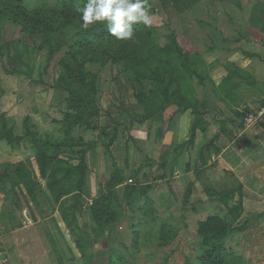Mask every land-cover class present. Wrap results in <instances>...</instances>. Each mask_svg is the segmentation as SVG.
Returning a JSON list of instances; mask_svg holds the SVG:
<instances>
[{
	"label": "rangeland",
	"instance_id": "1",
	"mask_svg": "<svg viewBox=\"0 0 264 264\" xmlns=\"http://www.w3.org/2000/svg\"><path fill=\"white\" fill-rule=\"evenodd\" d=\"M39 1L55 2L0 5V94L3 85L9 90L0 117L30 136L70 134L79 141L40 152L29 137L23 143L0 137V264H200L199 221L227 211L218 195L240 213L232 179L207 187L215 152L230 146L233 161L245 159L244 173L264 162V0H149L153 26L136 25L134 41L84 47L71 38L80 29L75 9L63 24L55 7L54 20L44 18L50 32L37 31L44 24L32 14L43 11ZM175 98L194 109L173 103L154 112ZM84 149L81 159L77 150ZM109 153L120 172L112 181ZM129 184L136 186L132 207L123 197ZM146 199L144 217L137 207ZM165 225L179 228L166 244L159 237ZM248 243L237 233L226 240L245 264H264V242Z\"/></svg>",
	"mask_w": 264,
	"mask_h": 264
},
{
	"label": "trees",
	"instance_id": "2",
	"mask_svg": "<svg viewBox=\"0 0 264 264\" xmlns=\"http://www.w3.org/2000/svg\"><path fill=\"white\" fill-rule=\"evenodd\" d=\"M11 0H0V5L3 6H8V4H10ZM15 1V0H12ZM20 4L22 3V0H17ZM85 0H55L54 3H47L46 1H39L37 4L39 6V9H43L42 10H37V11H33L32 14L34 16H37V20L43 19L44 24L41 25V27L37 30V31H43L45 33H49L50 32V24H49V20L48 22L45 21V17L50 18L51 21L54 20V15H55V7H58V11H61L60 14V19H63L64 23L63 24H69L71 23V14H68L67 11L69 9H75L77 8V6H83ZM53 4V5H51ZM5 8V7H4ZM6 11L7 10L6 8ZM76 12V11H75ZM77 13V12H76ZM78 14V13H77ZM34 24H38L37 21L34 20ZM38 25H36L35 27H37ZM136 26V25H135ZM134 26V28H135ZM76 27H80V29H77L76 32L73 34V36L71 38H76L74 39V42L79 44V47H84L87 46L89 44H92L93 42H99V41H103V40H109L113 37L110 36V34L107 32L106 27H104L103 25L97 26L96 28L93 29H89V30H85L82 28V22L79 21L76 24ZM26 30V25L23 24L22 30ZM35 29V28H34ZM33 31V30H32ZM70 38V39H71ZM172 39V37H171ZM170 47H173L175 50L178 49L177 45L175 42H173L171 40V42L169 43ZM173 95V93H170L169 96ZM175 103L181 110H185L187 109V107H191L194 109V106L191 104H186V103H182L180 102L179 98H175V99H171L169 102H167L166 105L164 106H157L154 110L155 113H159L161 111L162 113V109L164 107H166L169 104H173ZM82 108L80 109V113H81ZM153 113H149L147 117H144L143 120L147 119V118H151ZM1 118V117H0ZM3 119V118H1ZM26 119V118H25ZM4 120V119H3ZM142 120V121H143ZM141 121V122H142ZM2 124L0 126V137L7 139V140H15L20 142L23 138H28L29 142L31 143L32 147L35 148V150L37 151H42V152H47L49 149L51 150H59L62 149L66 146H72L73 142L69 141V140H75L76 142L79 141V139H75V138H71V136H69L70 134H68L69 138H48V139H43L37 136H30L28 132L24 133V136H14L12 129L10 127H6L5 124V120L1 121ZM77 122H80L77 121ZM76 123V122H75ZM7 125V123H6ZM194 126V125H193ZM195 127V126H194ZM193 129L191 130L192 133ZM194 135V132H193ZM192 141V140H191ZM71 142V143H70ZM190 143V142H189ZM79 144H83L82 142ZM77 152L80 153V158L82 159L85 156L86 150H77ZM37 154V152H35ZM109 156L111 157V159L113 160V167H112V174H111V181L114 180L117 176L119 172V167L117 165V163L115 162V159L113 157V155L111 153H109ZM38 157V154H37ZM40 157V156H39ZM41 159V158H39ZM40 163L45 165V162H41ZM48 165V163L46 164V166ZM44 171V170H43ZM159 178L164 179V176L160 175L158 176ZM147 187V186H145ZM136 191V186L133 184H129L127 186H125V191L123 194L124 200L126 202V204L130 207H132L134 205V199H133V195L135 194ZM233 191V190H232ZM237 192V190H236ZM136 195L137 194L136 192ZM140 197V196H139ZM187 198V197H185ZM218 199L220 202L225 203L224 207L227 209L225 217H221L218 214H213V215H209L207 216L204 220L199 221L198 223V229H197V234L201 237V241L200 244L198 246V249H200V252L198 253V257L196 258L197 261L200 264H245V260H244V254L242 253V251L240 249H234L230 246H226V240L227 239H231L233 234L239 233L241 231H243L246 227V224H237L236 221L238 219V215L233 213V211L235 210L234 206L231 207L228 204L227 199L225 198V196H223L222 194L218 195ZM240 201L237 203V208L240 210L239 215L241 214L243 207H242V202H241V198L239 196ZM115 199H113L114 201ZM116 201V200H115ZM149 203H151V200H145L141 205L137 207L138 211H142L144 217L148 216V212L146 210H144V207H146ZM96 204L98 205V201L96 202ZM136 209L134 210V208H132V211L137 212L134 213L136 215H138V211ZM146 211V212H145ZM184 211V207L181 208L180 212L183 213ZM101 214L102 211H95L94 215L97 217H95L96 221H101ZM184 215V214H183ZM102 222V221H101ZM165 232H160L159 231V237L163 240V243H169L171 240H173L174 237H176V234L178 232L177 227H171V226H167L165 225ZM132 244H136V237L134 236L132 238ZM75 260H68L67 263L69 264H73ZM109 264H115L114 262L110 261Z\"/></svg>",
	"mask_w": 264,
	"mask_h": 264
},
{
	"label": "crops",
	"instance_id": "3",
	"mask_svg": "<svg viewBox=\"0 0 264 264\" xmlns=\"http://www.w3.org/2000/svg\"><path fill=\"white\" fill-rule=\"evenodd\" d=\"M262 30L264 29V23L262 24ZM244 44H248V45H261L263 44L262 42H243ZM229 53H231L232 55H237L235 57H238L239 55H241V51L237 50L236 52L230 51ZM0 79H3L2 77H0ZM3 85V81L1 82ZM1 87V85H0ZM3 88H1L2 90V94H0V108L3 109V99L5 98V96L7 94H9V90L8 88H6L4 85L2 86ZM2 111L4 110H0V114L3 113ZM163 113V112H162ZM164 118V115H163ZM174 120V118H173ZM151 121V120H150ZM151 123V122H150ZM152 126V128H151ZM150 126V132H152V136H150V141L153 142L154 141V137H155V133H157V124H155L154 122L152 123V125ZM145 131H146V137H147V132L148 130V124H145L144 127ZM173 127L170 131H168V134H170L169 136V140L168 142L171 144V142L173 141L174 138V134H172ZM19 131L18 129H12L13 135L14 136H24V131L22 132H17ZM17 133V134H16ZM168 134L166 135V139L168 138ZM163 137V134L160 135V139H159V143L161 141ZM173 137V138H172ZM3 140V139H2ZM5 141H7L8 143H10L7 139H4ZM26 141V138H23L20 142H24ZM234 142V141H233ZM232 142V143H233ZM157 147L156 145L154 146V148ZM230 147V146H227ZM222 148L221 150L219 149L218 151L215 152V158H216V162H214L212 165L213 166H208L210 167L207 172V179L208 182L210 184V186H207L209 191H212L213 189H217L216 186L218 184H225L229 179H232L231 182L233 181L234 184H231V182H227L228 183V187H239L237 189V194L238 197L240 196L241 198V202H242V207L243 210L241 212V214L239 215L238 219H242L244 218V216H253L257 219H255L252 223H250L249 225H246L245 229L239 233H237L240 238H241V243L242 244H249L248 241L256 239V240H260L261 242H264V230H262V232L259 231L260 227L264 226V162H262V164L260 165V167H256L253 166L251 167V171H248L246 173L243 172L242 168L245 166V164H242L244 162L245 159H241L239 162H236L235 160L233 161V159L235 157H233V153L230 154V152H228V148ZM154 148H152V150L154 151ZM170 146H168V150H169ZM167 153V150H166ZM199 155H200V151H199ZM204 155V154H203ZM198 159H203L202 157L198 158ZM205 159V158H204ZM210 157L208 158L207 161L205 162H200L201 165H203V168L205 166H207L210 163ZM207 163V165H206ZM217 166V167H216ZM30 168V167H28ZM201 167H198L197 169V173H202L203 171H205L204 169ZM218 168L221 169V171H218ZM190 171L191 170H195L194 167L189 166ZM244 169H247V167L245 166ZM1 173V172H0ZM242 173V174H241ZM246 175H249V177H245ZM235 176V178L233 177ZM224 177V179H223ZM255 177V178H254ZM250 178V179H249ZM226 183V184H227ZM252 183V187L251 184ZM197 184V183H194ZM211 187V188H210ZM218 187H220V185H218ZM204 202V201H203ZM202 202V203H203ZM203 205V204H202ZM238 221V220H237ZM242 224V223H240ZM47 239V237H46Z\"/></svg>",
	"mask_w": 264,
	"mask_h": 264
},
{
	"label": "clouds",
	"instance_id": "4",
	"mask_svg": "<svg viewBox=\"0 0 264 264\" xmlns=\"http://www.w3.org/2000/svg\"><path fill=\"white\" fill-rule=\"evenodd\" d=\"M76 12L83 29L103 25L117 41H134L135 25L150 28L154 23L149 0H85Z\"/></svg>",
	"mask_w": 264,
	"mask_h": 264
}]
</instances>
